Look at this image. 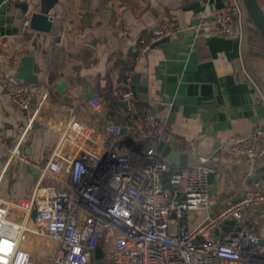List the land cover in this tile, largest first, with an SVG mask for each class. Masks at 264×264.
Segmentation results:
<instances>
[{
  "label": "crops",
  "instance_id": "crops-1",
  "mask_svg": "<svg viewBox=\"0 0 264 264\" xmlns=\"http://www.w3.org/2000/svg\"><path fill=\"white\" fill-rule=\"evenodd\" d=\"M21 1L30 3L32 10L40 3ZM225 1L60 0L51 11L55 20L51 33L30 30L24 22L29 16H24L17 20L22 27L19 34L0 37V71L28 85L33 97L29 110H22L0 85V198L13 220L26 219L16 205L32 193L74 111L84 110L85 120L109 132L116 131L109 120L122 124V133L113 134L117 138H143L135 132L136 124L122 121L126 106L113 96L115 90L129 89L130 71L132 87L147 90L137 91L139 102L152 106L173 132L172 149L186 154L188 165H195L201 156L211 159L215 169L209 186L211 211L236 201L255 182L264 190V154L250 159L218 151L222 143L264 126L263 45L259 40L258 46L254 44L245 9L237 17L244 28L242 39L205 30L197 36L186 29L201 14L212 20ZM258 1L264 9V0ZM167 19L177 21L183 30L136 59L139 47ZM26 55L34 56L36 83L16 77ZM45 93L48 101L31 120ZM93 97L104 106L90 114ZM242 224L264 238V209H247ZM38 252L37 248L33 259L42 264L35 258Z\"/></svg>",
  "mask_w": 264,
  "mask_h": 264
},
{
  "label": "built area",
  "instance_id": "built-area-1",
  "mask_svg": "<svg viewBox=\"0 0 264 264\" xmlns=\"http://www.w3.org/2000/svg\"><path fill=\"white\" fill-rule=\"evenodd\" d=\"M242 6L241 0H226L212 20L201 14L186 29L197 36L205 30L242 39L244 28L236 17ZM24 22L29 25L28 19ZM182 30L175 20L162 21L136 59ZM133 76L132 71L127 74L129 89L115 90L113 96L126 104L122 121L136 124L135 132L143 138H117L113 134L122 133V124L109 120L116 130L109 132L85 120L84 110L74 111L32 193L16 205L26 219L13 220L0 198V264H35L32 254L44 239L55 243L47 245L53 253L50 264H264V238L242 224L247 209H264L261 184L253 183L236 201L211 211V159L201 156L195 165L172 166L159 146L172 147L174 134L152 106L139 102ZM0 85L16 105L29 110L33 97L28 85L4 70ZM49 97L42 96L31 120ZM103 106L93 97L87 112H101ZM218 151L250 159L262 156L264 126L222 143ZM227 221L236 225L225 229Z\"/></svg>",
  "mask_w": 264,
  "mask_h": 264
},
{
  "label": "water",
  "instance_id": "water-1",
  "mask_svg": "<svg viewBox=\"0 0 264 264\" xmlns=\"http://www.w3.org/2000/svg\"><path fill=\"white\" fill-rule=\"evenodd\" d=\"M60 0H40L36 10L31 9V4L21 0H0V37L16 35L21 31V25L17 20L24 16H29L30 30L51 33L55 24L54 16L51 15L52 9L59 3ZM248 16L252 20L254 26L258 29L264 38V9L258 0H242ZM34 56L26 55L23 58V65L16 74L18 79L26 83H36L38 78L33 73ZM138 92H147L145 87L136 86ZM126 106V104H125ZM159 150L169 158L173 165L181 164L188 165V156L181 154L172 149L171 146L162 143ZM212 177V175L210 176ZM236 225L235 221H227L225 229H231ZM264 244V239L260 240ZM97 258L101 257L100 250H97Z\"/></svg>",
  "mask_w": 264,
  "mask_h": 264
},
{
  "label": "rangeland",
  "instance_id": "rangeland-1",
  "mask_svg": "<svg viewBox=\"0 0 264 264\" xmlns=\"http://www.w3.org/2000/svg\"><path fill=\"white\" fill-rule=\"evenodd\" d=\"M243 10H244V8H243ZM244 13H245V10H244ZM246 16H247V15H246V13H245V14H244V17L247 18ZM19 201H20V200H19ZM19 201H18V203H19ZM17 214L20 215V216L22 217L21 214L16 213V215H17ZM48 244H50L51 247H52V246H53V247L55 246V243H53L51 240H46V239L42 240V243L38 245V251H39V252H38V254H36V256H35L37 262H38V261H41L42 264H48V263L51 262V260H52V256H53V253H51V252L49 251L50 248L47 247Z\"/></svg>",
  "mask_w": 264,
  "mask_h": 264
},
{
  "label": "trees",
  "instance_id": "trees-1",
  "mask_svg": "<svg viewBox=\"0 0 264 264\" xmlns=\"http://www.w3.org/2000/svg\"><path fill=\"white\" fill-rule=\"evenodd\" d=\"M241 2H242L243 7L245 9V6H244V3H243L242 0H241ZM245 13L248 16L246 9H245ZM236 17H238V15H236ZM248 19H249L250 24L252 25L251 32L253 33L252 39L254 40V44L257 45V40H259L262 43V45H263L262 47L259 46L260 49L261 48H264V38H263V36L260 34V32L258 31V29L254 26V24H253V22H252V20L250 19L249 16H248Z\"/></svg>",
  "mask_w": 264,
  "mask_h": 264
}]
</instances>
